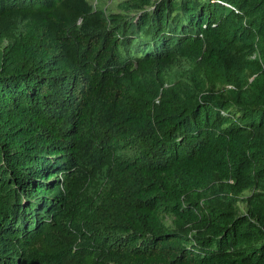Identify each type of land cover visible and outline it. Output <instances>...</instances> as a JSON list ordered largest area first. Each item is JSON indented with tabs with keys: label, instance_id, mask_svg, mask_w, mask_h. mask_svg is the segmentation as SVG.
Wrapping results in <instances>:
<instances>
[{
	"label": "trees",
	"instance_id": "trees-1",
	"mask_svg": "<svg viewBox=\"0 0 264 264\" xmlns=\"http://www.w3.org/2000/svg\"><path fill=\"white\" fill-rule=\"evenodd\" d=\"M132 1L0 0V264H264V0Z\"/></svg>",
	"mask_w": 264,
	"mask_h": 264
},
{
	"label": "rangeland",
	"instance_id": "rangeland-1",
	"mask_svg": "<svg viewBox=\"0 0 264 264\" xmlns=\"http://www.w3.org/2000/svg\"><path fill=\"white\" fill-rule=\"evenodd\" d=\"M92 6L99 11L104 12L109 15L110 13H120L122 11L128 10L132 0H89ZM25 23L18 22V20H8L0 23V59L10 45L16 40L19 31L22 29V26ZM193 66L184 62H177L172 65L169 69V72L166 76V88L172 89L178 93H184V90L189 87V84L192 83L193 77ZM196 78H198L196 76ZM216 89L228 88L224 85H215ZM75 190L78 192V204L81 202L91 201L93 196L98 190V185L94 182L88 184L83 181L81 177H75ZM217 194V193H214ZM250 195V192L243 194V200L238 202V205L241 208H246V202L244 199L246 196ZM168 222L171 221L170 216L166 218Z\"/></svg>",
	"mask_w": 264,
	"mask_h": 264
}]
</instances>
